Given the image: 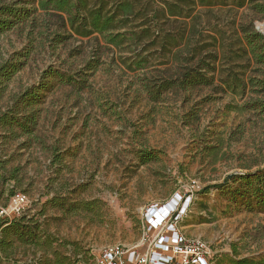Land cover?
<instances>
[{"label": "rangeland", "instance_id": "374dc122", "mask_svg": "<svg viewBox=\"0 0 264 264\" xmlns=\"http://www.w3.org/2000/svg\"><path fill=\"white\" fill-rule=\"evenodd\" d=\"M179 1L143 0L137 16L150 11L147 19L154 18L164 2ZM194 15L198 17L193 42L206 51L214 50L213 37L217 47L221 42L229 46L241 25L256 30L262 23L259 28L264 32V17L247 8L234 11L221 5L210 14L197 8ZM34 18L0 36V64L17 53H28L23 69L7 84L0 108L36 87L48 69L80 83L73 88L53 82L36 107V139L13 140L0 130V164L6 169L0 171V208L8 204L11 193H24L28 205L21 216L39 239L35 246L16 243L12 256H0V264H53L56 258L67 264H92L103 247L138 246L147 238V210L180 197L182 208L184 202L189 207L179 228L207 243L210 264L263 258L264 213L235 209L218 190L203 191L228 176L264 167V116L238 110L247 98L224 92L216 79L213 86L187 93L170 90L152 101L143 85L158 86L174 78L176 64L163 59L160 50L149 49L151 43L142 54L147 69L133 71L136 54L128 49L109 47L101 38L95 40L96 35H70L54 14L37 11ZM162 20H177L175 26L163 27L170 33L182 23ZM58 36L64 40L59 45L53 40ZM91 60L98 67L87 72ZM217 68L230 65L220 58ZM252 70L246 76L255 75ZM139 150L153 151L159 160L140 166ZM57 158L61 164L55 163ZM12 171L17 172L16 181L9 179ZM53 198L66 200L65 209L53 206L49 202ZM91 203L90 212H68L73 205Z\"/></svg>", "mask_w": 264, "mask_h": 264}, {"label": "trees", "instance_id": "16d2710c", "mask_svg": "<svg viewBox=\"0 0 264 264\" xmlns=\"http://www.w3.org/2000/svg\"><path fill=\"white\" fill-rule=\"evenodd\" d=\"M142 1L30 0L23 3L0 4V36L12 28L26 23L29 19L33 22L34 14L37 11L54 14L62 21L63 29H69L70 35L80 38L96 35L95 40H98L99 37L109 47L119 50L128 49L129 54L135 53L136 61L133 63V71L147 69L148 60L142 54L147 53V46L151 43L149 49L160 50L163 59L171 60L176 64L174 78L166 80L158 86L143 85V93L147 94L152 101L160 99L164 93L170 90L187 93L199 87L213 86L217 79L220 83L218 87L223 88L224 92H229L235 98H247L238 107L239 111L264 116V36L251 25H241L235 29L233 40L229 46H225L224 42H221V45L217 47L215 45L216 38L213 37L212 47L214 50L206 51L198 41L193 42L197 35L195 22L198 16L194 15L197 8H206L209 14L212 13V8L221 5L230 6L234 11L247 8L257 17L263 18L264 0H180L173 4L164 2L160 10L154 14V18L150 19H147L150 11L137 16ZM143 10H145L144 7ZM162 18L165 20L180 19L182 23H179L176 32L170 33L169 29L164 30L163 27L166 25L173 27L177 20L163 21ZM135 19H138V24H133ZM219 36L222 40L220 32ZM58 38L60 39L53 40L58 45L62 44L63 38L59 36ZM27 57L28 53H17L11 60L0 64V98L10 80L25 66ZM220 58L230 65V69L221 68L218 70L217 63ZM97 67L98 62L91 60L86 63L85 71L92 72ZM251 67H253L252 72L255 75L246 76V71ZM218 74L220 75L218 76ZM53 82L73 88L80 83L66 73L48 69L43 73L41 82L36 87L13 96L11 104L6 109L0 108V130L7 133L13 140L21 137L27 141L36 139L35 131L39 121V110L36 107L41 103L44 95L52 89ZM137 160L140 166H146L157 162L159 157L153 151L139 150ZM61 162V158H57L55 163L61 164ZM0 171L6 173L2 164H0ZM1 177L3 176L0 175ZM9 179L16 181L17 172H10ZM209 189L221 192L235 209L264 213V167L234 174L230 178L227 177L220 184L204 188V193ZM13 194L11 193V196ZM65 201L61 198L49 200L53 206L62 210L65 209ZM185 205L187 210L189 205ZM93 207V203L73 205L72 210L68 212L73 214L79 211L90 212ZM28 222L24 216L1 222L0 256L4 258L12 256L16 243L22 246H35L39 242L34 230L28 227ZM228 260L229 264H264V257L259 260L249 258H228ZM220 262L219 260L216 264H221ZM53 264L67 263L56 258Z\"/></svg>", "mask_w": 264, "mask_h": 264}, {"label": "built area", "instance_id": "2783aa9c", "mask_svg": "<svg viewBox=\"0 0 264 264\" xmlns=\"http://www.w3.org/2000/svg\"><path fill=\"white\" fill-rule=\"evenodd\" d=\"M183 204L184 208L180 197L173 204L151 206L145 215V240L135 247L122 244L103 247L92 264H210L212 252L207 243L186 236L179 228L186 212ZM27 205L24 193H14L8 204L0 208V224L19 218ZM152 234L155 235L150 240Z\"/></svg>", "mask_w": 264, "mask_h": 264}, {"label": "water", "instance_id": "95a60500", "mask_svg": "<svg viewBox=\"0 0 264 264\" xmlns=\"http://www.w3.org/2000/svg\"><path fill=\"white\" fill-rule=\"evenodd\" d=\"M262 23L260 24H256V31H258L260 34H262L264 36V32H262L259 28V26L261 25ZM231 176H228V178H230Z\"/></svg>", "mask_w": 264, "mask_h": 264}]
</instances>
